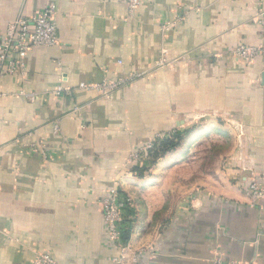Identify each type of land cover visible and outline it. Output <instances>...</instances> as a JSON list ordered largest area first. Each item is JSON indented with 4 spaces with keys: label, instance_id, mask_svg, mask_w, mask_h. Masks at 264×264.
I'll return each instance as SVG.
<instances>
[{
    "label": "crops",
    "instance_id": "obj_1",
    "mask_svg": "<svg viewBox=\"0 0 264 264\" xmlns=\"http://www.w3.org/2000/svg\"><path fill=\"white\" fill-rule=\"evenodd\" d=\"M52 3L60 44L0 80V264H116L101 205L116 185L125 264H264V200L247 192L264 184V55L233 54L264 44V0H142L133 15L125 0H0V31ZM104 79L125 85L79 88ZM191 125L236 132L232 180L176 151L134 174L132 152Z\"/></svg>",
    "mask_w": 264,
    "mask_h": 264
},
{
    "label": "built area",
    "instance_id": "obj_2",
    "mask_svg": "<svg viewBox=\"0 0 264 264\" xmlns=\"http://www.w3.org/2000/svg\"><path fill=\"white\" fill-rule=\"evenodd\" d=\"M128 10L133 15L141 5L142 0H125ZM56 5L50 4L46 9L38 11L30 18L19 17L8 24L4 31H0V80L5 76H24L26 68V58L28 53L36 48H52L60 44L57 25L54 19ZM264 38V15L259 19ZM237 60L253 62L259 56L264 55V44L251 47L246 44L240 45L233 51ZM125 83L113 82L104 79L100 83H81L79 88L88 91H96L102 97H107L117 91ZM64 87H58L55 93L60 95L67 91ZM19 95L35 101V94H27L20 91ZM1 96V93H0ZM154 148V143H150L144 149L134 151L129 156V163L135 164L142 160L143 156ZM252 203L256 204L264 200V184L258 181H251L247 191ZM102 209L104 220L107 225L109 242L113 248L117 249L119 256L115 258L116 264H125L124 253L128 249V240H124V233L128 229L126 217L131 207V199L125 195L116 185L110 188L103 198ZM33 264H59L58 261L47 252H39ZM131 264H139L138 257L134 256ZM214 264H225L221 259H217ZM228 264H251L241 261H231Z\"/></svg>",
    "mask_w": 264,
    "mask_h": 264
},
{
    "label": "rangeland",
    "instance_id": "obj_3",
    "mask_svg": "<svg viewBox=\"0 0 264 264\" xmlns=\"http://www.w3.org/2000/svg\"><path fill=\"white\" fill-rule=\"evenodd\" d=\"M220 129L200 130L194 125L179 130L173 129L170 134H162L156 138L153 142L154 148L161 145L165 140H172L177 146L172 151L185 152L186 159L189 161L188 170L192 171L202 166L206 172L214 173L215 169H219L220 172L225 174V178L232 180L231 175L233 172L231 170H235L232 164L234 162L229 159L233 157H228V155L233 153L234 149H236V155L239 152V146L235 145L237 134L234 130ZM172 151L170 150V152ZM196 157H199L197 161ZM136 164L143 163L139 161L134 165Z\"/></svg>",
    "mask_w": 264,
    "mask_h": 264
},
{
    "label": "trees",
    "instance_id": "obj_4",
    "mask_svg": "<svg viewBox=\"0 0 264 264\" xmlns=\"http://www.w3.org/2000/svg\"><path fill=\"white\" fill-rule=\"evenodd\" d=\"M177 146L174 144V142L172 140H165L161 143V145L156 146L153 150L149 151V157L156 159L159 156L166 154L168 152H170V150L172 151L173 149H175ZM154 161H151L147 164H136L134 165L131 170L134 172V174H136L139 177H144L146 175H148V166L153 164ZM238 180H241L238 179ZM127 222V221H126ZM124 240L127 241L128 240V231H126L124 233Z\"/></svg>",
    "mask_w": 264,
    "mask_h": 264
}]
</instances>
